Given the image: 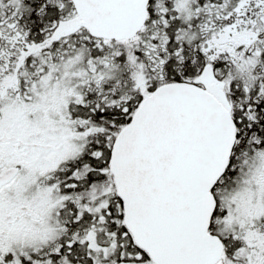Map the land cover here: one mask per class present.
<instances>
[{"label": "snow or ice", "instance_id": "snow-or-ice-1", "mask_svg": "<svg viewBox=\"0 0 264 264\" xmlns=\"http://www.w3.org/2000/svg\"><path fill=\"white\" fill-rule=\"evenodd\" d=\"M0 264H264V0H0Z\"/></svg>", "mask_w": 264, "mask_h": 264}]
</instances>
